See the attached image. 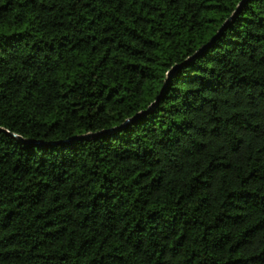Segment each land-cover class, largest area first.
I'll return each mask as SVG.
<instances>
[{
	"label": "trees",
	"instance_id": "1",
	"mask_svg": "<svg viewBox=\"0 0 264 264\" xmlns=\"http://www.w3.org/2000/svg\"><path fill=\"white\" fill-rule=\"evenodd\" d=\"M0 264H264V0H0Z\"/></svg>",
	"mask_w": 264,
	"mask_h": 264
}]
</instances>
